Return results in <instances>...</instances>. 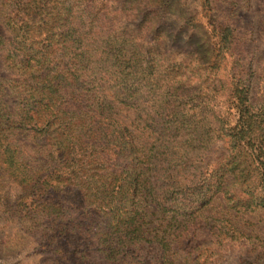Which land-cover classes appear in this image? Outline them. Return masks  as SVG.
<instances>
[{"label":"trees","instance_id":"1","mask_svg":"<svg viewBox=\"0 0 264 264\" xmlns=\"http://www.w3.org/2000/svg\"><path fill=\"white\" fill-rule=\"evenodd\" d=\"M199 1L0 0V212L46 264H218L228 242L264 264L251 0Z\"/></svg>","mask_w":264,"mask_h":264},{"label":"rangeland","instance_id":"2","mask_svg":"<svg viewBox=\"0 0 264 264\" xmlns=\"http://www.w3.org/2000/svg\"><path fill=\"white\" fill-rule=\"evenodd\" d=\"M124 1V0H121ZM189 11H196L200 9L199 0H182ZM239 1V0H237ZM245 6L244 11L241 13V20L239 22L238 29L236 33L244 37L243 42L246 39H252V41L247 42V47L245 48V53L248 52L249 61H246L255 66V61L258 57L264 56V34H262V21L264 20V0H251L249 7ZM2 33L8 35L4 27H0ZM249 31V32H248ZM246 37V38H245ZM178 46L185 49L187 44L186 40H182L178 43ZM243 49V48H242ZM247 68V65H246ZM264 65H258L256 76L257 81L254 85L256 89V95L254 93V104L256 107L262 106L264 104ZM3 76L11 78V72L7 70L0 69ZM5 102L8 104L11 111L15 109L17 111V95L11 90H7L4 96ZM234 123V120H232ZM15 139L19 141L25 140V133L18 132ZM224 144L219 141L213 147L211 157L216 159L223 151ZM6 191L5 195L1 196L5 201L3 203L13 204L11 195L18 193L20 191L19 186L14 182L8 183L4 186L3 193ZM3 210L0 207V211ZM8 214H2L0 212V262L2 264H46L45 256L37 253L34 250L36 245V238L33 236L30 230L29 223L23 222L15 217L10 216L6 219ZM23 218V217H22ZM249 244V243H248ZM251 245L242 244L240 242H228L225 247L221 250V256L218 257V264H241L246 258H250L248 251Z\"/></svg>","mask_w":264,"mask_h":264}]
</instances>
